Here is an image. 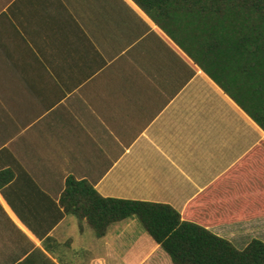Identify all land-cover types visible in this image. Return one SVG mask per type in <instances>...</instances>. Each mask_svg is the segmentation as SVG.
I'll return each mask as SVG.
<instances>
[{
    "label": "crops",
    "instance_id": "0c3cea01",
    "mask_svg": "<svg viewBox=\"0 0 264 264\" xmlns=\"http://www.w3.org/2000/svg\"><path fill=\"white\" fill-rule=\"evenodd\" d=\"M262 142L133 0H0V264H173L135 217L98 238L67 214V179L183 214L216 183L234 191L224 176ZM208 229L235 246L246 230L264 239V216Z\"/></svg>",
    "mask_w": 264,
    "mask_h": 264
},
{
    "label": "trees",
    "instance_id": "16d2710c",
    "mask_svg": "<svg viewBox=\"0 0 264 264\" xmlns=\"http://www.w3.org/2000/svg\"><path fill=\"white\" fill-rule=\"evenodd\" d=\"M133 1L264 131V0ZM263 149L264 142L224 176L237 173L234 191L216 192V183L183 214L166 204L105 198L73 177L60 204L98 238L113 224L137 218L173 264H264L263 241L239 250L208 229L264 216L239 207L248 197L264 200V166L248 164Z\"/></svg>",
    "mask_w": 264,
    "mask_h": 264
},
{
    "label": "rangeland",
    "instance_id": "374dc122",
    "mask_svg": "<svg viewBox=\"0 0 264 264\" xmlns=\"http://www.w3.org/2000/svg\"><path fill=\"white\" fill-rule=\"evenodd\" d=\"M257 233H254L251 230H246V231H242L241 236L238 238V240L234 241L235 242V246L239 249V250H243L245 248V246L252 241L253 239H260L261 241L264 242V239H262L261 237L256 236Z\"/></svg>",
    "mask_w": 264,
    "mask_h": 264
}]
</instances>
